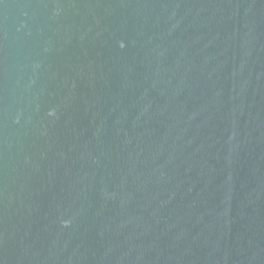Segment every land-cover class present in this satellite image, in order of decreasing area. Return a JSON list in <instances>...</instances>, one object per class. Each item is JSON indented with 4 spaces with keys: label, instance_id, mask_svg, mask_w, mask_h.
Returning a JSON list of instances; mask_svg holds the SVG:
<instances>
[{
    "label": "water",
    "instance_id": "obj_1",
    "mask_svg": "<svg viewBox=\"0 0 264 264\" xmlns=\"http://www.w3.org/2000/svg\"><path fill=\"white\" fill-rule=\"evenodd\" d=\"M0 264H264V0H0Z\"/></svg>",
    "mask_w": 264,
    "mask_h": 264
},
{
    "label": "clouds",
    "instance_id": "obj_2",
    "mask_svg": "<svg viewBox=\"0 0 264 264\" xmlns=\"http://www.w3.org/2000/svg\"><path fill=\"white\" fill-rule=\"evenodd\" d=\"M121 46H123V45H121Z\"/></svg>",
    "mask_w": 264,
    "mask_h": 264
}]
</instances>
